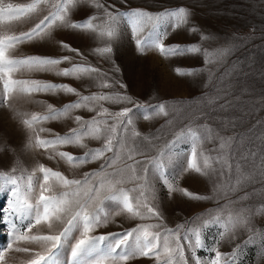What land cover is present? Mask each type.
<instances>
[{"label":"rangeland","instance_id":"obj_1","mask_svg":"<svg viewBox=\"0 0 264 264\" xmlns=\"http://www.w3.org/2000/svg\"><path fill=\"white\" fill-rule=\"evenodd\" d=\"M5 3L23 4L28 0H4ZM100 3L110 7V10L127 11L141 9L157 13L165 9L186 7L189 12L188 24L173 30L171 27L161 25L159 31L167 32L164 37L166 45H199L200 52L185 53L184 55L162 56L154 47L143 50L137 48L135 38L130 27L121 21L117 28V36L110 41L107 37H98L95 33L73 30L71 28L57 27L51 36L37 39L33 43H24L10 52L12 57L31 55L72 57V63L91 66L99 69L97 73L84 74L79 78L57 75L54 71L40 72L20 70L13 73L14 79L41 80L54 84H67L81 95L93 93H119L126 95L145 105H155L161 102L169 105L168 116H153L145 120L142 113H133V125L124 132L118 129V136L127 140L121 146L115 144L112 152H105L114 163L106 169L111 172L123 168L125 164H132L127 159L128 149L142 145L146 155L156 158L162 164L159 169H149L147 173L148 187H138L142 181L128 182L122 187L133 190L130 196L139 197L150 206H155L162 213V220L155 217L131 219L126 213L116 215L119 211L115 201H104L102 215L108 214L106 225L96 228L92 235H106L120 233L137 224H161L164 228L175 229L178 224H185L190 228H201L204 219L219 217L216 223H210L201 228L204 246L194 249L196 256L202 261L214 255L210 251L218 244L222 253H231L233 248L240 245L235 264H264V0H99ZM97 9L93 0H84L71 12L73 21L95 15ZM43 14H46L43 13ZM41 17H33L26 21H6L0 25V32L19 34L28 31ZM150 27V26H149ZM197 31L192 32L190 29ZM148 29L141 33L146 37ZM201 37H208L202 39ZM60 41L72 48L78 49L82 55L62 49ZM110 46L113 51L108 55L94 53V49ZM227 49L226 53L222 50ZM205 50L207 58L211 61L205 63ZM70 67L65 62L59 68ZM195 69L191 75H177L176 69ZM109 77V83L116 81L110 88H104V75ZM123 84L125 87H121ZM2 90V85H0ZM78 99L73 93L39 92L18 94L11 101V107L0 106V171H11L17 168L16 175H23V183H27V176L35 172L43 179L38 166L43 164L53 171H60L69 179H82L85 173L99 170L104 158L90 161L80 166L69 165L65 160L55 155L56 151H65L73 155H83L88 149L103 147L108 137L101 134L99 139L85 137L79 145L58 146L44 149L35 146L36 132L28 128L24 119H30L32 114L43 115L48 105L60 109L64 105ZM100 105L117 112L124 107H132L127 102L100 101L87 108L73 109L71 117H62L56 120L44 121L35 125L38 129L43 127L51 131L39 132L42 139H50L55 134L65 135L70 129L79 125L75 116L84 120H91L100 110ZM196 119V124L208 125L210 133L203 130V142L200 150L211 157L218 154L227 160L230 155L231 170L227 164L215 163V171L207 174L195 171H183L187 167V156L190 143L187 140L172 145H166L174 138L175 132L180 131L190 120ZM108 119V117H97ZM171 121V123H169ZM103 127V125H101ZM133 129L139 132V137L133 138ZM152 137V143L143 138ZM231 138L227 148L220 149V138ZM154 145V146H153ZM119 156V158H117ZM51 157V158H50ZM135 160H143V156H134ZM110 161V162H111ZM201 167L203 162L201 160ZM161 172L177 187L187 189L193 194L209 199H192L179 191L169 193L161 182ZM139 174L145 175L142 168ZM93 177V180H96ZM85 187L81 188L80 200L87 199ZM59 186L56 192L64 191ZM39 192V185H36ZM144 196L141 197L140 193ZM10 192L8 188L0 187V208H7ZM34 203V198L33 201ZM227 206V207H225ZM223 209V210H221ZM146 211V209H144ZM210 213V215H209ZM239 213L248 218V223L233 226L229 219ZM27 223V222H25ZM62 229L58 225L55 231ZM7 229L0 226V246L6 245ZM184 230L181 229V232ZM221 232L224 237L221 238ZM33 234H51L46 227L37 226ZM188 235H192L191 232ZM252 237L249 240V237ZM79 232L65 240L63 246L54 257L55 264H71V247L74 245ZM194 240V236H193ZM181 243H186L183 239ZM34 251L43 252L38 244H23ZM160 261L164 264L166 256L163 252V240L160 241ZM186 258L189 264H194L192 253L186 248ZM15 259L12 264H26L29 254L11 253ZM127 264H158L155 256L137 257Z\"/></svg>","mask_w":264,"mask_h":264},{"label":"snow or ice","instance_id":"obj_2","mask_svg":"<svg viewBox=\"0 0 264 264\" xmlns=\"http://www.w3.org/2000/svg\"><path fill=\"white\" fill-rule=\"evenodd\" d=\"M84 0H28L23 4L5 3L0 0V25H5L6 21H26L33 17H41L28 31L19 34H9L8 31L0 32V106L11 107V101L18 94H28L39 92H65L77 95L75 102L64 105L60 109L48 105L45 114H32L30 119H24L23 123L33 132H36L35 146L37 148L55 150L58 146L79 145L87 147L83 140L85 137L99 139L101 134L107 133L108 137L103 147L88 149L83 155H73L65 151H56L55 155L65 160L69 165L80 166L90 161L104 158L99 170L91 173H85L82 179H69L60 171H53L43 164L38 166L39 172L43 174L40 177L33 172L27 176V183H23V175L17 176V168L9 171H0V187L8 188L10 196L8 198L7 208H0V226H4L7 236L6 245L0 246V264H12L15 259L11 253H25L30 255L26 264H55L54 257L74 231L79 232L74 245L71 247V264H127L128 261L137 257L157 258L160 261V241L163 240V252L166 256L164 264H189L186 258V248L192 253L194 264H235L240 245L233 248L231 253H222L217 245L210 248L213 256L202 261L196 256L194 249L204 246L201 228L207 227L210 223L219 221V217L211 220L204 219L201 228H190L185 224H178L175 229H160L161 224H137L135 227L126 229L120 233H109L106 235H92L96 228L106 225L109 221V215H102V205L104 201H115L119 209L115 214L126 213L129 218L141 220L155 217L162 220V213L155 206H150L146 200L129 195V190L122 185L128 182L142 181L138 187H148L147 173L149 169H159L162 167L156 158L146 155L142 145H136L128 149L127 159L133 160L132 164H125L123 168L114 171H107L114 161L105 156V152H112L114 143L123 144L127 138L118 136V129L126 132L129 126L133 125V113L140 112L145 120L153 116H168L169 105L161 102L159 104H141L126 95L119 93H93L92 95H81L76 89L67 84H54L41 80H21L14 79L13 73L20 70L28 71H54L57 75L65 77L79 78L84 74L99 72V69L82 64L72 63V57H50L31 55L24 57H12L10 52L17 46L24 43H33L37 39H43L45 36H51L52 31L57 27L71 28L73 30H82L95 33L98 37H107L108 41L117 36V28L121 21L126 22L130 27L131 34L135 38L137 48L143 50L146 47H154L164 56L184 55L185 53H197L201 51L199 45H166L164 37L167 32L159 31L161 25L171 27L173 30L182 25L188 24L190 12L186 7L180 6L163 11L152 13L141 9H130L121 11L110 10V7L100 3L99 0H93L96 9L95 15L83 18L79 21L71 19L72 10ZM46 14H43L45 13ZM150 26V27H149ZM148 29L146 37L141 38V33ZM195 32L197 29L192 28ZM208 39V37H201ZM62 49L75 52L82 55L78 49L60 41ZM95 54L108 55L113 49L110 46L100 47L93 50ZM228 50H222L226 53ZM205 50V63L211 61L207 58ZM69 63L70 67L59 68L62 63ZM177 75H191L195 69L176 70ZM104 75V88H110L116 81L109 83V77ZM125 87L123 84L120 85ZM127 102L132 107H124L120 111L110 112L109 109L100 105L97 115L91 120H84L81 116H75V121L79 125L77 128L70 129L65 135L55 134L50 139H42L39 132L51 131L40 127L37 131L35 125L44 121L56 120L62 117H71L73 109L87 108L94 110V105L100 101ZM93 105V106H90ZM97 117H108L113 123L109 124L108 119H97ZM171 123V121H169ZM103 125V127H101ZM203 130L209 133L211 129L208 125L196 124V119L182 127L180 131L175 132L174 138L166 145L170 149L172 145L187 140L190 143L189 154L187 156V167L183 171L192 170L196 173L207 174L214 172L213 161L217 164H227L231 170L230 155L227 160L222 155L211 157L203 150H200V144L203 142ZM141 134L133 129V138ZM152 143V137L143 138ZM231 138L227 140L220 138V149L227 148L230 145ZM154 146V145H153ZM134 156H143V160H135ZM51 158V157H50ZM119 158V156L117 157ZM201 160L203 166L201 167ZM111 161V162H110ZM142 168L145 175L139 174ZM96 177V180H93ZM161 182L167 188L169 193L174 191L181 192L184 196L192 199H209L189 192L187 189L177 188L167 176L161 172ZM36 185H39V192H36ZM66 189L56 192L57 187ZM85 187L87 199L80 200L81 188ZM143 197L144 193L141 192ZM34 198V203L32 202ZM227 207V206H225ZM146 209V211H144ZM223 210V209H221ZM210 215V213H209ZM230 221L233 226L248 223V218L237 213L234 217L229 213ZM27 222V223H25ZM58 225L62 229L55 231ZM37 226L46 227L51 234H33V229ZM181 229L184 231L181 232ZM191 232L192 235H188ZM194 236V240H193ZM224 233L221 232V238ZM186 243H181V240ZM252 237H249L251 240ZM38 244L44 249L34 251L30 247H22L20 244Z\"/></svg>","mask_w":264,"mask_h":264}]
</instances>
